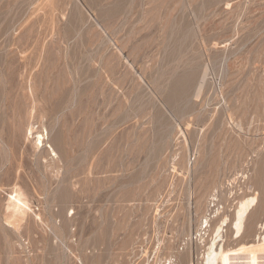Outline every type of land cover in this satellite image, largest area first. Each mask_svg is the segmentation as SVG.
I'll use <instances>...</instances> for the list:
<instances>
[{
	"label": "rangeland",
	"instance_id": "rangeland-1",
	"mask_svg": "<svg viewBox=\"0 0 264 264\" xmlns=\"http://www.w3.org/2000/svg\"><path fill=\"white\" fill-rule=\"evenodd\" d=\"M226 217L264 232V0H0V264H202Z\"/></svg>",
	"mask_w": 264,
	"mask_h": 264
},
{
	"label": "bare ground",
	"instance_id": "bare-ground-1",
	"mask_svg": "<svg viewBox=\"0 0 264 264\" xmlns=\"http://www.w3.org/2000/svg\"><path fill=\"white\" fill-rule=\"evenodd\" d=\"M40 134L38 136V140L43 143L45 136ZM257 202V194L247 195L238 202L231 224L233 232L232 235L235 239L242 236L245 229L247 217L253 207L257 204ZM17 205L21 207L19 202ZM204 222H206L205 224H207V220H205ZM204 222H202L201 226ZM226 223L227 217L223 218L215 227L214 234L209 241L206 252L203 255L202 264H264V232L261 234V238L258 241H255L253 243L245 242L238 246L236 245L237 247L234 248L231 246V248H226L223 242V232ZM190 264L193 263L191 262Z\"/></svg>",
	"mask_w": 264,
	"mask_h": 264
}]
</instances>
